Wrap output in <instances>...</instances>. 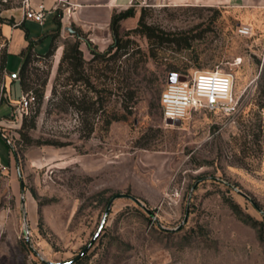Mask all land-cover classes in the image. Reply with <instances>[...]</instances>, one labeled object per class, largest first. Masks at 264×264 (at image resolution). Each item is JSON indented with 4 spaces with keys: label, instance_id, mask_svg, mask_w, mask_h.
I'll return each mask as SVG.
<instances>
[{
    "label": "rangeland",
    "instance_id": "obj_1",
    "mask_svg": "<svg viewBox=\"0 0 264 264\" xmlns=\"http://www.w3.org/2000/svg\"><path fill=\"white\" fill-rule=\"evenodd\" d=\"M74 1L58 0L54 54L30 58L32 84L38 88L45 78L47 84L41 103L29 94L28 108L17 107L23 88L14 76L23 62L22 39L9 47V24L0 21V120L14 157L12 169L0 167V264H264V8L248 13L219 3L134 0L135 14L120 23L133 52L131 106L123 109L117 71L98 78L107 62L93 63L89 72L98 90L107 89L101 92L107 112L126 119L105 129L100 111L86 138L91 113L52 93L59 60L76 29L101 52L113 38L109 25L110 39L99 47L63 19ZM29 6L30 0H0V17L21 23ZM140 20L180 43L150 41ZM242 26L251 33L242 35ZM80 47L91 59L85 40ZM218 68L235 75L238 113L201 109L180 124L164 118L160 95L171 74ZM68 88L72 96H97L80 82ZM120 193L148 210L130 197L116 198L97 238L75 259Z\"/></svg>",
    "mask_w": 264,
    "mask_h": 264
},
{
    "label": "trees",
    "instance_id": "obj_2",
    "mask_svg": "<svg viewBox=\"0 0 264 264\" xmlns=\"http://www.w3.org/2000/svg\"><path fill=\"white\" fill-rule=\"evenodd\" d=\"M135 14L134 8L128 7L124 10L117 11L116 9L113 11L111 20H110V30L113 38V42L109 45L105 52H101L94 47H92L91 42L85 37V34L81 29H76L74 34L76 35V40L73 42H69L64 45L62 55L59 60L55 82L52 87V93L58 97L59 102L63 104H69L70 101L78 108L79 111H84L86 113H91L92 121H87L86 124L87 130L85 132V137L88 138L91 136L94 127H93V119L98 116V113L101 111L104 116V127L108 129L110 124L113 121L126 119V115L123 114H110L107 112L105 108V98L101 95V92H105L107 89L103 88L98 90L96 85L92 81V74L89 72L93 63H101L107 62L104 67H102L103 71L100 73L99 77L110 78V75L107 74L106 70L111 68V72L117 71L118 82L121 84L119 89L125 90L122 92L123 102L122 106L124 110H129L131 106L130 101L134 97L135 92L130 90V82H129V71H130V62L133 52L131 51V46L129 44L128 39H124L120 32L121 21L127 17L133 16ZM0 21L2 23H6L12 25L14 27L24 28L26 32V39L28 40L27 46L21 50L20 55L23 57L22 65L17 73V79L20 81L23 94H33L34 99H36L37 103H41L44 97V89L47 84V78H45L40 87H34L31 82L30 74L28 73V63L32 55H36L38 58H47L50 55L54 54V50L56 48V33L53 32L51 34L52 40L50 47L45 53H37L35 51V46L37 44V39L29 36V30L25 26L24 22L16 23L14 21H5L0 17ZM54 22L56 24V32L61 27V12L56 9V14L54 16ZM139 29L142 33H144L150 41H154V43H180L178 38L165 36L167 34L163 29L157 30L155 27L146 24L142 20L139 22ZM81 40H85L91 53L92 58L87 60L84 57L83 50L80 47ZM153 43V42H152ZM185 46L189 45V41L186 39L184 42ZM8 50L4 52L1 58V67L6 69ZM124 57V60L122 57ZM112 62L114 66H109L108 62ZM126 65V66H124ZM117 66V68H116ZM122 68V69H121ZM98 71H101V68H97ZM105 70V71H104ZM180 74V73H179ZM117 78V76H112L111 78ZM122 77V79H120ZM82 83L86 87H88L90 92L97 93V96H90L87 92L81 93V95L72 96L70 93V88L68 86L71 82ZM82 92V90H80ZM111 93V92H109ZM9 96V91H8ZM264 106V103L262 104ZM35 117L33 116V120L31 123V127L35 125ZM85 119V118H84ZM25 126V125H24ZM234 210L237 212V205H233ZM85 254V253H84ZM83 254V255H84ZM82 255V256H83ZM82 256L78 257L80 259Z\"/></svg>",
    "mask_w": 264,
    "mask_h": 264
},
{
    "label": "crops",
    "instance_id": "obj_3",
    "mask_svg": "<svg viewBox=\"0 0 264 264\" xmlns=\"http://www.w3.org/2000/svg\"><path fill=\"white\" fill-rule=\"evenodd\" d=\"M134 0H76L74 1V8L70 11H65L64 18L72 21L84 31L90 34L91 41L95 42L99 47H102L110 39L109 23L112 13L115 9H123L129 7ZM194 3L205 4H226L230 6L247 9L250 11L255 8H264V0H181ZM33 8H38L40 4L45 6V20L40 23L31 19H23L21 22L25 23V26L29 30V36L36 38V49L44 53L51 44L52 30L56 28L54 22V16L56 14V8L58 0H30ZM4 34L10 39V44L16 39H22V43L18 49L19 53L24 49L28 40L26 39V32L24 28L11 27L6 25L4 27ZM84 50V48H81ZM9 52V50H8ZM18 73V72H17ZM16 73V74H17ZM14 75L17 78V75ZM6 125L5 121L0 120V167L4 169H12L14 157L11 149L6 145L4 139L8 140L4 136L3 127Z\"/></svg>",
    "mask_w": 264,
    "mask_h": 264
},
{
    "label": "built area",
    "instance_id": "obj_4",
    "mask_svg": "<svg viewBox=\"0 0 264 264\" xmlns=\"http://www.w3.org/2000/svg\"><path fill=\"white\" fill-rule=\"evenodd\" d=\"M29 1V0H27ZM45 6L38 8L28 7L27 19L42 23L45 20ZM242 35L251 33L249 26L239 29ZM186 80L167 82L160 95V105L164 118L183 121L193 111L205 109L220 112L226 115L238 113L240 97L236 94V78L231 71L223 69L196 70L190 75H185ZM33 98L23 94L17 107H29ZM8 140L7 136L4 134Z\"/></svg>",
    "mask_w": 264,
    "mask_h": 264
},
{
    "label": "water",
    "instance_id": "obj_5",
    "mask_svg": "<svg viewBox=\"0 0 264 264\" xmlns=\"http://www.w3.org/2000/svg\"><path fill=\"white\" fill-rule=\"evenodd\" d=\"M17 75V74H16ZM186 80V77L184 75H180V74H171L168 78V82H174V81H184ZM173 121L175 124H180L181 121L180 120H171ZM118 197H130L132 198L135 202H137L139 205H142L144 208H146V210H148V208L142 203V201H140V199H138L137 197L131 195V194H127V193H120V194H115L114 196L111 197V199L109 200L108 204H107V207H106V210L104 212V215L102 217V220L94 234V236L92 237L90 243L84 248V250L78 255V257L82 256L85 252H87V250L90 248L91 244L93 243V241L97 238V236L99 235L101 229L103 228L105 222H106V219L111 211V207H112V204L114 202V200ZM187 220V216L185 218V221ZM77 257V258H78ZM75 258V259H77ZM73 260H70V261H65V262H51V261H48L49 264H70Z\"/></svg>",
    "mask_w": 264,
    "mask_h": 264
}]
</instances>
